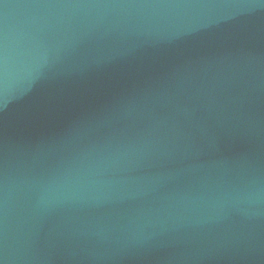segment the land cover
Returning <instances> with one entry per match:
<instances>
[{
	"label": "water",
	"instance_id": "obj_1",
	"mask_svg": "<svg viewBox=\"0 0 264 264\" xmlns=\"http://www.w3.org/2000/svg\"><path fill=\"white\" fill-rule=\"evenodd\" d=\"M0 264H264V0H0Z\"/></svg>",
	"mask_w": 264,
	"mask_h": 264
}]
</instances>
